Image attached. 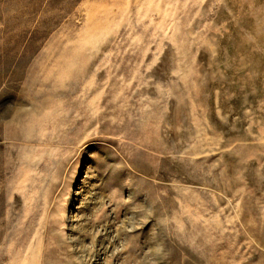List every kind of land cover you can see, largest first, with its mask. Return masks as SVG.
I'll return each instance as SVG.
<instances>
[{
  "label": "rangeland",
  "instance_id": "1",
  "mask_svg": "<svg viewBox=\"0 0 264 264\" xmlns=\"http://www.w3.org/2000/svg\"><path fill=\"white\" fill-rule=\"evenodd\" d=\"M0 264H264V0H0Z\"/></svg>",
  "mask_w": 264,
  "mask_h": 264
}]
</instances>
